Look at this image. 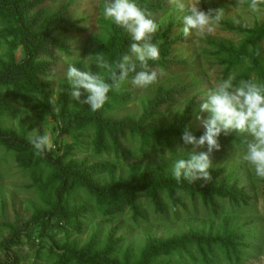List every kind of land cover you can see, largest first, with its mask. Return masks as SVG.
Listing matches in <instances>:
<instances>
[{
	"label": "rangeland",
	"instance_id": "obj_1",
	"mask_svg": "<svg viewBox=\"0 0 264 264\" xmlns=\"http://www.w3.org/2000/svg\"><path fill=\"white\" fill-rule=\"evenodd\" d=\"M103 2L0 0V264H231L210 241L228 228L251 232L236 264H264V179L242 160L247 135L221 133L209 169L215 188L234 187L238 201L178 192L175 208L165 193L159 212L145 192L186 158L185 128L204 134L197 116L208 117L200 111L208 90L241 81L244 70L231 68L240 53L248 63L261 40L264 58V5L252 12L239 0H200L201 10L223 8L224 16L214 32L185 38L186 12L168 0H136L160 25V59L149 63L164 74L147 89L130 76L92 112L70 97L67 65L95 74L96 53L114 62L135 43L103 17ZM45 133L53 147L36 156L28 138ZM160 242L173 252L148 258Z\"/></svg>",
	"mask_w": 264,
	"mask_h": 264
},
{
	"label": "clouds",
	"instance_id": "obj_2",
	"mask_svg": "<svg viewBox=\"0 0 264 264\" xmlns=\"http://www.w3.org/2000/svg\"><path fill=\"white\" fill-rule=\"evenodd\" d=\"M239 2H247L252 12L259 11L260 6L264 5V0ZM168 3L177 11L186 12L182 30L185 38L193 33L203 37L214 32L224 16L223 8L201 10L198 7L200 0H192L188 4L185 0H168ZM151 16L147 7H141L136 0H104L103 17L130 34L135 43L130 46V55L124 54L114 62H109L102 53H96L92 63L100 71L95 74L90 69L81 71L73 63H69L65 79L73 100L81 105H88L92 112H97L109 102V93L119 92L130 76L131 84L138 89H147L159 83L163 70L157 72L150 67L149 62L160 59L159 45L162 41L153 42L160 25ZM84 65L89 68L90 64ZM49 102L55 105L54 99ZM200 111L208 113L206 119L197 116V119L202 120L205 132L197 138L188 128L184 129L181 139L184 145H191L192 148L187 150L186 158H179L173 163L172 174L177 182L182 179L189 183L197 180L208 182L212 179L209 172L212 166L211 156L214 150L220 149L218 137L221 133H239L250 137L242 160L257 178L264 179V82L241 80L234 84L232 77L221 80L208 90ZM28 140L36 156L53 147L47 133L31 135ZM204 148L206 151L200 150Z\"/></svg>",
	"mask_w": 264,
	"mask_h": 264
},
{
	"label": "trees",
	"instance_id": "obj_3",
	"mask_svg": "<svg viewBox=\"0 0 264 264\" xmlns=\"http://www.w3.org/2000/svg\"><path fill=\"white\" fill-rule=\"evenodd\" d=\"M20 36L23 40V44L27 53L32 54V47L28 32L24 23L22 24V22L20 27ZM258 43L260 44V46L256 48V50L254 51L253 58H250L248 63L246 61L245 55H243V53H240L238 59H236V61L231 65V68H233L234 71L239 72V70H244L242 76H239L241 80H254L257 82H264V58L262 55V41L260 40L258 41ZM215 180L216 177L212 178L208 182H205L203 185L195 186L196 184H189L183 179L181 180L182 184H177L174 177L170 175L167 180L162 179L157 184L149 183L147 185V188H145V192L150 194L152 196V199L156 200L154 205L156 208H158L157 210L159 212H164L165 210V203L162 197L163 195H165V193L175 195V197H173L175 208L176 205H178V203L180 202L179 199L176 198L178 192H185L189 195L191 193L195 196H198V194L205 193L207 199L217 201L219 197L220 199L224 200L225 203L227 201L229 203H232L235 200L238 201L237 192L234 190V187L227 188L225 186L226 188H215ZM212 186H214V188H212ZM207 199L205 200V204H208ZM35 220L43 221L44 219L38 217ZM250 234L251 232H241V229L228 228V230H226L224 234H221L222 236L218 235L220 238L210 239V241L212 243L220 245L224 257L226 259H229V262H232L231 264H236L240 261V257H238V250L240 248L239 243L245 238H250ZM163 251L173 252V249L170 245H161L160 242L159 245H152L149 248V250L147 251L148 258H155L159 253Z\"/></svg>",
	"mask_w": 264,
	"mask_h": 264
}]
</instances>
